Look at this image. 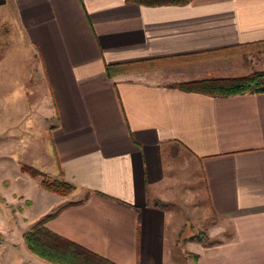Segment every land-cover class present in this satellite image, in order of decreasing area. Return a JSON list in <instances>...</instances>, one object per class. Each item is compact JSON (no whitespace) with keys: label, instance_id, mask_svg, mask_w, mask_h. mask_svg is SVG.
<instances>
[{"label":"crops","instance_id":"0c3cea01","mask_svg":"<svg viewBox=\"0 0 264 264\" xmlns=\"http://www.w3.org/2000/svg\"><path fill=\"white\" fill-rule=\"evenodd\" d=\"M263 44L264 0H0V213L26 225L0 264H51L20 238L60 207L47 229L114 264H264V93L172 87L260 70Z\"/></svg>","mask_w":264,"mask_h":264},{"label":"trees","instance_id":"16d2710c","mask_svg":"<svg viewBox=\"0 0 264 264\" xmlns=\"http://www.w3.org/2000/svg\"><path fill=\"white\" fill-rule=\"evenodd\" d=\"M143 6L185 5L191 0H127ZM133 64L106 65L108 76L124 73L132 69ZM172 87L185 92L201 93L215 97H226L243 93H264V70H256L247 75L226 78H206L173 84ZM21 171L31 176L41 175V186L54 194L64 196L74 187L63 179H50L36 169L22 165ZM62 207L48 214L22 234L27 249L38 258L51 264H114L93 252L53 233L46 227L47 221L54 218ZM200 240L201 235L194 237ZM189 259L196 260L195 255L186 254Z\"/></svg>","mask_w":264,"mask_h":264},{"label":"rangeland","instance_id":"374dc122","mask_svg":"<svg viewBox=\"0 0 264 264\" xmlns=\"http://www.w3.org/2000/svg\"><path fill=\"white\" fill-rule=\"evenodd\" d=\"M259 49H261L263 51L261 53L259 52V54H258V58H257L258 62H256L255 68L261 67L259 69L260 70H264V44ZM136 68H138V69L135 70V68H134V71H138L139 70V71L143 72V70H147V69L149 70V69H151L153 67L149 63L148 64L144 63V64L137 65ZM26 174H28V173H26ZM29 176H31V175H29ZM38 176H40L41 181H42L43 177L41 175H38ZM32 177H36V176H32ZM45 177H47V176H45ZM41 181H40V185H41ZM42 189L45 190L43 187H42ZM45 191H47V190H45ZM47 192H49V191H47ZM49 193H51V192H49ZM70 193H68L67 195H69ZM52 194H54V193H52ZM55 195H57V194H55ZM67 195H64V196L57 195V196L65 197ZM19 207L23 208L22 210L24 211V216H27L30 213L31 209L34 210V208L29 209L26 206H23V203ZM1 212H3V211H1ZM14 216H15V213H13V210H11L9 212V214H7V215H5L4 213H0V220L3 221V222L0 221V223H2V224H0V231L3 232L2 236H4V238L6 239L5 243L7 242L6 244L9 245V246H11V244H13V243H15L17 241L15 237H17V235H19L21 232L25 231L23 228H25V226H26V225H23V227H21V228L20 227L19 228H15V224L13 222H6V221H13ZM8 217H10L11 219L8 218ZM2 230H5V231H2ZM9 235H10L11 238H9ZM20 239L22 240V238H20ZM9 241H12V242L10 243Z\"/></svg>","mask_w":264,"mask_h":264}]
</instances>
